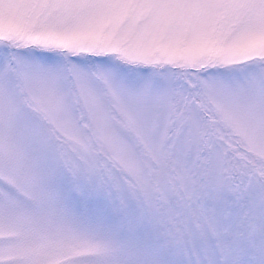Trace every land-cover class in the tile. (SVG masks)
I'll return each mask as SVG.
<instances>
[{"label": "snow or ice", "instance_id": "snow-or-ice-1", "mask_svg": "<svg viewBox=\"0 0 264 264\" xmlns=\"http://www.w3.org/2000/svg\"><path fill=\"white\" fill-rule=\"evenodd\" d=\"M0 264H264V0H0Z\"/></svg>", "mask_w": 264, "mask_h": 264}]
</instances>
